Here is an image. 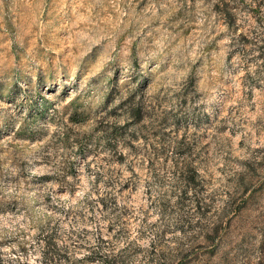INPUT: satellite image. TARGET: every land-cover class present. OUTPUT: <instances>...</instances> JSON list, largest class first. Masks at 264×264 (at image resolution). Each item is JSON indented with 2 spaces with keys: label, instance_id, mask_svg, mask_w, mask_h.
Masks as SVG:
<instances>
[{
  "label": "rangeland",
  "instance_id": "obj_1",
  "mask_svg": "<svg viewBox=\"0 0 264 264\" xmlns=\"http://www.w3.org/2000/svg\"><path fill=\"white\" fill-rule=\"evenodd\" d=\"M0 246L5 264H254L264 0H0Z\"/></svg>",
  "mask_w": 264,
  "mask_h": 264
},
{
  "label": "trees",
  "instance_id": "obj_2",
  "mask_svg": "<svg viewBox=\"0 0 264 264\" xmlns=\"http://www.w3.org/2000/svg\"><path fill=\"white\" fill-rule=\"evenodd\" d=\"M135 116L137 117V120L140 121L143 119L142 113L140 111V108L138 107L137 109H135L134 113ZM24 247V246H22ZM1 246H0V264H5L3 262L2 256H1ZM254 264H264V246H262V249L260 248V254L257 257V260Z\"/></svg>",
  "mask_w": 264,
  "mask_h": 264
}]
</instances>
